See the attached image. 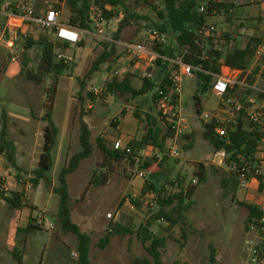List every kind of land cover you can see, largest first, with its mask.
Instances as JSON below:
<instances>
[{"label": "rangeland", "instance_id": "1", "mask_svg": "<svg viewBox=\"0 0 264 264\" xmlns=\"http://www.w3.org/2000/svg\"><path fill=\"white\" fill-rule=\"evenodd\" d=\"M39 1H43L41 3L43 10L45 0ZM4 2L10 0H0V126L2 114L5 112L17 148L16 159L21 172H16L12 168L8 170L15 181L17 176L20 177L18 184L21 189L28 188L29 193L24 199L27 205L30 203L34 206L32 212L34 221L42 215L45 225L43 228L21 229L16 234L20 224L18 222L20 211L12 209L0 197V264H76V257L72 255L76 254L75 237L63 234L57 224V196L44 181H40L35 189L31 184L33 171L37 168L42 153L43 131L46 124L43 118L50 107L53 112L52 119L60 129L57 144L53 149V168L48 174L54 186L59 170L66 165L73 154L81 150L78 141L80 114L91 128L90 142L93 154L80 163L79 168L68 176L67 182L72 211L71 220L82 232L91 237L92 264H135L136 260L144 259H147L149 264H155L142 247L136 233L139 225L157 209L155 205H150L149 196H145L144 199L140 197L149 171L141 170L139 164L132 166L121 161L112 166L110 177L105 183L94 185L91 182L93 172L98 174L103 171L99 165L107 161L97 140H102L110 149H114V144L119 140L122 147L126 143L138 142L147 130L146 114L155 118L159 128L165 133L166 128L159 121L152 96L147 94L130 100L125 96L114 98L101 93L95 96L94 102L87 100L83 104L76 99L79 91L78 79L84 78L93 61L101 53L100 41L111 39L112 34L117 30L118 20H111L106 24L102 38L84 34L82 38L84 46L71 47V53L75 56L74 63L60 77L51 104L46 95L49 78H46L41 85H35L28 82L22 73L23 70L35 68L40 47L32 46L22 51L21 38L13 34L17 22L10 21L11 28L6 26L8 20L2 15ZM55 4L59 3L50 2L53 8ZM243 9V14L230 24L225 22L223 16L213 18L210 23L214 24L217 33L222 32L223 36L225 30L231 32L241 30L244 36L255 34L264 38V7L255 3ZM59 10L62 20L66 21L67 14L62 5ZM150 16L156 19L154 15L150 14ZM258 18L263 21L259 23L256 20ZM141 26L140 30L137 27L124 30L120 42L133 41L151 46L152 40L146 33L145 25L141 23ZM37 30V35L45 34L44 31ZM50 37L53 39L51 35ZM117 46L119 52H123L120 45ZM15 49L19 52L14 56ZM111 75L112 72L107 65H103L101 71L87 81L83 96L90 92L92 86L103 89L105 83L111 79ZM134 76V84H142L140 78ZM246 82L247 80L244 81ZM241 88L237 86L235 94L249 104L252 100L250 92L246 93L245 88ZM195 90L194 78L184 79L181 114L187 119L190 127L189 133L185 135L193 133L192 140L185 139L183 137L185 135L176 140H166L164 155L158 149L154 150L147 146L142 149L134 147L136 160H140V164L144 161H152L154 158L158 162L162 156L167 155L168 150L177 147L180 158L167 159L168 165L161 172L166 177L160 180V184H163L165 179H173L175 175H181L188 185L194 178L193 171L196 164L204 163L208 169L205 180L192 189V206L185 213L183 222L176 225H170L166 221L154 223L152 227L154 235L165 239L164 247L159 249L160 264H251L246 242L253 237V224L248 226V230L246 229L248 210L243 204L256 206L261 210L264 199H261L258 186L251 182L245 190L239 187L234 198L231 194L227 197L222 196L220 180L222 177H230V170L225 166L219 168L209 163L213 149L203 139L202 120L192 107ZM219 105L220 99L210 92L203 98V113L215 114L220 108ZM135 115L140 120H137ZM222 115L227 116V114ZM187 146L189 149L185 151ZM261 148L264 149V145ZM139 172H144L145 178L139 177ZM165 188L167 191L171 190L169 186ZM130 198L140 199V208L131 204ZM108 213L112 215V219L106 218ZM49 224L53 225V231L48 230ZM116 224L132 232L119 235L111 233ZM107 236L108 244L101 249L100 240ZM13 248L15 251L12 252Z\"/></svg>", "mask_w": 264, "mask_h": 264}, {"label": "trees", "instance_id": "2", "mask_svg": "<svg viewBox=\"0 0 264 264\" xmlns=\"http://www.w3.org/2000/svg\"><path fill=\"white\" fill-rule=\"evenodd\" d=\"M50 2H58L54 8L59 11L60 4L63 5L67 20L65 23L80 31H91L90 20V0H45ZM235 0H99L98 3L103 9L106 21L118 20L117 30L112 34L109 41H100L102 51L93 61L90 69L83 79H78L79 91L76 99L81 103L87 100L94 102L95 95L88 92L85 96L83 93L86 90L87 81L91 77L101 71L103 65L112 72L116 68V63L124 58V51L119 52L118 42L124 30L131 27L142 29L143 23L146 30H154L167 40L165 45L151 43L152 49L159 55L154 66L156 67L155 74L151 79H143L140 87H137L131 74L130 69L132 62L125 67L120 78H111L105 83L102 95H110L114 98L120 96L127 97L126 99L135 100L138 97L151 94L152 102L155 106L158 90H167L170 86V81L176 71V66L171 62L177 57H181L183 62L195 68L194 80L196 90L192 96V107L197 116L203 114V98L206 94L212 92V87L216 78L221 74V68L227 67L231 70L240 71L243 76L245 72L250 71L247 76L246 85L252 86L254 76L260 72L261 78L264 79V56L253 65L257 48L263 44V37L260 35L249 36L243 48L232 45L234 40L230 34L219 37L216 33L208 37H203L200 33L205 24L217 16H223L226 23L230 24L234 19H237L243 14L246 6L234 5ZM43 2V1H42ZM41 1L36 2L35 9L37 12L41 9ZM204 6L205 10L200 11V7ZM150 14L156 19L151 18ZM251 20H254L250 17ZM259 23L263 20L256 19ZM37 28L25 24L21 32L18 33L19 38H23V33L27 34L22 51L30 49L32 46H39L40 53L37 64L32 70H23L24 78L35 85H41L46 78H49V88L46 93L48 102L51 104L54 101V96L58 86V81L63 73L69 70L70 65L57 61L54 56V50L60 46L54 43V40L45 34L37 35ZM133 42V41H130ZM83 40L77 47H83ZM75 59V56H74ZM236 90H232L225 95V98L235 95ZM246 93L249 90L246 89ZM243 105H248L243 99L240 100ZM52 107L44 114L43 121L46 123L43 131V146L42 153L38 160L37 168L33 171L34 177L31 180L33 188L39 185L40 181H44L51 192L58 198L57 205V224L60 231L66 235H73L76 243V264H92L90 258L91 237L89 234L82 232L80 227L74 224L71 220L70 194L68 190L67 178L74 173L80 166V163L93 154V147L90 142L91 128L84 121L82 114L78 119V141L81 150L73 154L66 165L58 172L56 177V185L54 186L48 178L49 172L53 168V149L55 148L60 134L59 128L55 125L53 119ZM146 132L141 136V139L136 142L126 143L122 149H110L102 140H97L101 151L107 160L99 165L103 171L98 174L93 172L92 183L100 185L105 183L111 174L112 166L121 161L136 164L134 147L142 149L147 146L154 150H159L163 153L165 142L173 138V133L170 128H166L165 133L159 128L156 119L145 115ZM137 120H140L135 115ZM183 136V135H182ZM185 139L192 140L193 133L183 136ZM203 139L211 145L213 153L224 150L227 154L225 161L226 167L235 168V171H230V177H222L220 187L222 196L227 197L229 194L235 197L239 188L237 180V170L245 164H249L248 179H251L255 173L254 164L258 149L261 142L264 140V128H252L247 124L242 115H238L235 124L227 125L223 132L219 131V125L214 121L203 124L202 129ZM191 146V145H190ZM188 146L185 147L187 151ZM164 155V153H163ZM0 156L5 160L9 168L16 172H21L20 166L17 165V150L8 131V123L6 114H2V124L0 128ZM139 159V158H138ZM168 157L162 156L157 162V159L152 161H144L139 164L141 170L149 171L148 179L145 180L141 199H144L148 194L155 196L156 211L139 225L136 233L142 244V247L154 261L155 264H160L159 249L165 245V239L154 235L152 227L154 223L160 219L168 222L170 225H176L183 222L184 215L192 206L191 196L193 188L197 184L203 182L208 172L204 163L196 164L193 171L192 182L185 184V178L181 175H175L173 179H165L163 184L160 180L166 175L161 173L167 167ZM218 171L215 168H211ZM17 182L20 177L17 176ZM192 179V180H193ZM262 177H258L259 183ZM191 180V181H192ZM165 186L171 188L167 191ZM0 197L6 201L9 206L17 211H22L24 208L30 209L32 213L34 208L26 204L24 192H18L16 188L7 192L2 191L0 187ZM130 203L140 208V199L130 198ZM248 210V216L245 221L246 229L250 224L260 216L261 210L256 206L243 204ZM34 219L31 218L27 229L39 228L34 225ZM123 234L131 233L128 228H124L119 224L113 227L111 233ZM108 236L100 240V248L103 249L108 244ZM212 260V259H211ZM135 264H149L147 259L142 261L136 260Z\"/></svg>", "mask_w": 264, "mask_h": 264}, {"label": "built area", "instance_id": "3", "mask_svg": "<svg viewBox=\"0 0 264 264\" xmlns=\"http://www.w3.org/2000/svg\"><path fill=\"white\" fill-rule=\"evenodd\" d=\"M99 0H90V20H91V31H80L69 27L65 21L61 18L60 10L57 11L55 8L50 6V1H44V9H35V4L37 0H11L9 3L3 6L2 15L10 22L15 21L17 25L14 27H19L22 30L25 24H29L39 30L44 31L49 37H53L54 43L60 46L54 50V56L57 61L64 64L70 65L74 62V56L71 53V47L77 46L83 38L84 34L95 36L96 38H102L103 32L105 30L106 21L104 17V12ZM234 5H253L257 3V0H235ZM62 5V4H60ZM42 10V11H41ZM205 7H200V11L203 12ZM147 35L151 38V43H156L159 46L165 45L167 40L164 36L160 35L154 30H147ZM200 33L203 37L211 36L212 34H217V28L214 24H205ZM27 37L26 33H23V38L21 39L22 44L25 43ZM122 50L124 51V58L116 64V68L112 71L111 78H120L124 69L128 65H124L122 62L126 61L128 63L132 62L133 65L130 69L131 74L136 75L140 80L151 79L155 74L154 63L160 58L159 55L152 49L151 46H146L141 43L134 42H118ZM18 49H15L13 55H17ZM264 56V44L260 45L255 53V61H259ZM176 66V71L170 81L169 88L165 90H158L157 99L155 101V108L158 113L159 121L170 128L173 133V140L178 137L189 133L190 127L187 119L182 116V93H183V81L184 79H193L195 68L187 65L183 62L181 57H177L175 60L171 61ZM240 86L249 90L252 100L249 101L248 105H243L240 101H237L234 97L225 98V95L234 90L235 87ZM103 89L91 87L90 92L98 96L101 94ZM212 93L215 94L220 99L219 109L216 110L215 114L203 113L200 116L203 124H207L214 120L219 125V131L223 132L227 125L235 124L238 115H242L245 121L252 128L260 127L264 128V85L259 86L258 84H253L252 86H247L246 84H240L235 77L231 74L220 75L216 78V81L212 87ZM222 114H227L223 117ZM264 145V140L261 142V146L258 149V153L255 158L254 169L255 173L251 179H248V165L241 166L237 170V180L238 185L241 190H245L248 184L251 182L258 186L260 189V196L264 199V149L261 147ZM121 142H116L114 144V149H122ZM167 157L172 159H179L180 152L177 147L174 146L168 150ZM227 159V154L224 150L216 151L212 154L210 158V164L216 167H223ZM138 161L136 162V164ZM228 168L230 171H235V168ZM138 176L145 178L146 174L144 172H139ZM261 176L263 179L261 183L258 181V177ZM192 184H195L193 179ZM0 187L2 191H9L10 188L6 185L1 184ZM18 192H25L27 187L24 189L20 188V185L16 181L15 187ZM151 200L150 205H154L155 196L153 194H148ZM107 219H112L110 213L106 214ZM111 221V220H110ZM163 221L162 219L158 220ZM34 224L38 227L43 228L45 225L43 216L40 215L34 221ZM49 231H53V225L49 224ZM248 246L249 260L251 264H264V206L261 208L260 216L254 221L253 224V237L246 242ZM76 256L75 254H72Z\"/></svg>", "mask_w": 264, "mask_h": 264}, {"label": "crops", "instance_id": "4", "mask_svg": "<svg viewBox=\"0 0 264 264\" xmlns=\"http://www.w3.org/2000/svg\"><path fill=\"white\" fill-rule=\"evenodd\" d=\"M11 1V0H10ZM9 2H4L2 4V7L7 4ZM257 3L260 4V6L264 7V0H257ZM256 3V4H257ZM63 7V5H62ZM64 8V7H63ZM258 8V7H257ZM8 28L10 27L11 28V25H10V22L8 21L7 22V25H6ZM14 31H13V34L18 36V33L21 32V30H19V27H14L13 28ZM244 32H242L241 30L238 31V30H233L232 32L230 30H225V32L223 33L224 35L226 34H230L231 35V38L234 40V42L232 43V45H236L237 47L239 48H243L244 45H245V42L247 40V38L249 36H252L254 34H251L249 35L248 37L247 36H244L243 34ZM217 35L219 37L223 36L222 35V32H219L217 33ZM263 44H264V38H263ZM262 44V45H263ZM258 62V61H255L253 62V65H255V63ZM125 66L128 65V62L126 61H123L122 62ZM17 68V67H16ZM18 69V68H17ZM18 71V70H17ZM231 74L233 75V77H235L237 79V81L240 83V84H246L244 83V81L246 80L247 76L249 75L250 71H247L244 73V75L242 76L241 75V72L240 71H235V70H231L227 67H222L221 68V74L220 75H225V74ZM260 74V72L258 73ZM133 75V74H132ZM242 78V80H240ZM254 83L253 84H258L259 86H262L264 85V79L261 78V75H255L254 76ZM137 87H140L141 86V83H138V84H135ZM237 87H235V90H236ZM242 89V88H241ZM212 93V92H211ZM231 97H234L237 101H240L242 100V98L240 96H238L237 94L231 96ZM219 99V98H218ZM85 121V120H84ZM15 124V123H13ZM1 128V126H0ZM20 130V129H19ZM60 130V129H59ZM8 131H9V134H10V137L12 139V130L10 131V128L8 127ZM20 132L23 134V131L20 130ZM13 140V139H12ZM120 141V140H119ZM118 141V142H119ZM14 142V140H13ZM15 144V143H14ZM16 146V145H15ZM17 150V148H16ZM18 165V164H17ZM19 166V165H18ZM9 167L6 165L5 163V160L3 159V157L0 156V182L1 184L3 185H6L10 188H14L15 187V179H14V176L9 172ZM35 189V188H33ZM27 193H29L28 189L25 190L24 192V198L26 199V195ZM262 199V198H261ZM30 207H34L33 204H30L29 205ZM19 220L18 222L20 223L17 230H16V234L21 230V229H25L28 227V224L30 222V219L33 218L32 216V213L30 212V209L28 208H24L22 211L19 212ZM15 251V248L12 249V252Z\"/></svg>", "mask_w": 264, "mask_h": 264}]
</instances>
